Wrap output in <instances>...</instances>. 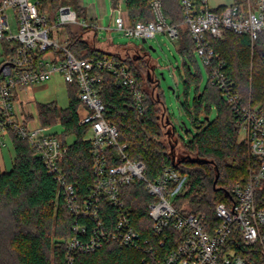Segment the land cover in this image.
Returning a JSON list of instances; mask_svg holds the SVG:
<instances>
[{
    "label": "built area",
    "instance_id": "2783aa9c",
    "mask_svg": "<svg viewBox=\"0 0 264 264\" xmlns=\"http://www.w3.org/2000/svg\"><path fill=\"white\" fill-rule=\"evenodd\" d=\"M124 1L111 9L110 23L102 26L80 23L71 6L60 7L51 22L41 10L40 0H0V42L7 46L0 61V148L5 146L1 139L10 134L26 140L47 172L60 183L69 211L83 219L67 241L69 263L81 253L96 252L110 244L145 248L154 253L151 239L143 243L123 196L125 187L142 182L153 198L147 207L156 240L164 245L170 228L182 234L161 264H264V206L259 205L262 197L257 195L264 183V106L242 105L227 75L226 62L211 45L213 41H224L233 32L248 36L253 46L264 32V0H242L221 9H212L208 0H180L183 24L194 40L195 54L208 70L211 84L222 91L238 114L240 134H244L242 140L248 145L254 164L249 179L232 189V203L216 206V223L206 214L179 212L174 200L186 189L187 177L167 166L155 181L149 180L145 163L130 158L126 145L119 141L118 129L105 118L106 106L96 87L104 74L114 76L118 86L135 87L136 80L128 66L117 59L77 58L68 49L67 41L60 44L50 35L58 26L81 24L85 28L120 32L130 39L147 41L165 33L178 40L179 25L168 21L159 0L151 4L154 20L149 22H132L123 10ZM56 74L66 84L76 83L79 88L78 120L89 131L94 173L85 195L68 183L61 166L66 147L52 127L21 112L15 103L20 92L48 82ZM134 93L139 109H143V94L139 90ZM103 201L116 210V218H106ZM251 253L258 257L250 260Z\"/></svg>",
    "mask_w": 264,
    "mask_h": 264
},
{
    "label": "trees",
    "instance_id": "16d2710c",
    "mask_svg": "<svg viewBox=\"0 0 264 264\" xmlns=\"http://www.w3.org/2000/svg\"><path fill=\"white\" fill-rule=\"evenodd\" d=\"M110 1L117 6L120 0ZM153 1L125 0L129 19L132 22L154 20ZM159 1L168 21L179 25L178 51L190 59L195 58V43L183 24L180 0ZM72 2H75L78 19V15L86 14L77 0ZM68 3V0H40V8L52 22L58 9L70 6ZM80 29L82 32L69 30L68 33V49L74 56L117 59L128 66L136 80L135 87L118 86L114 76L104 74L103 81L96 87L106 106L105 118L118 129L119 141L126 145L130 158L145 163L151 181H155L165 167L175 168L187 177L186 189L174 200L176 209L184 214H206L210 221L218 222L216 206L219 203L230 205L234 199L232 189L246 182L254 171L249 147L241 138L238 114L222 91L213 86L210 79L200 90V69L193 72L191 66L184 63L181 77L186 86V100L181 110L194 131L187 130L189 136L183 139L174 126L158 80L153 76L154 66L147 56L138 51L128 53V49L124 55L117 50L109 52L94 47L83 38L84 33L94 28ZM211 45L226 62L227 75L242 105L264 106V32L253 46L248 36L233 32H229L224 41H213ZM192 83L196 88L190 102ZM67 85L68 108H59L54 102L40 103L39 118L44 126L61 127V135L55 132L66 147L61 166L68 183L85 195L94 180L91 142L88 128L79 125L78 85ZM136 90L143 94V109H139L135 100ZM212 105L216 111L214 118H211ZM9 138L15 157L10 170L0 167V264H161L180 242L182 234L172 228L167 231L164 245L153 236V221L147 207L153 198L144 183L136 182L123 189L124 200L143 243L151 239L154 253L145 248L110 244L96 252L81 253L69 263L67 241L75 235L74 227L83 224V219H77L69 211L60 183L47 172L31 145L14 134ZM70 138L73 142H69ZM257 195L262 197L259 205L264 206V183ZM102 210L106 218L117 217L116 210L106 201L102 202ZM252 253L250 260L258 257Z\"/></svg>",
    "mask_w": 264,
    "mask_h": 264
},
{
    "label": "rangeland",
    "instance_id": "374dc122",
    "mask_svg": "<svg viewBox=\"0 0 264 264\" xmlns=\"http://www.w3.org/2000/svg\"><path fill=\"white\" fill-rule=\"evenodd\" d=\"M72 1L74 0H68V4L74 11H76L75 2ZM77 1L80 5L79 0ZM208 2L211 8L216 9L219 6H228L232 4L233 0H208ZM80 7L83 8L81 5ZM111 7L116 9L117 6H114L111 3ZM223 7H220V9ZM125 9L126 7L123 6V10ZM10 14L13 15V12L10 11ZM109 16L110 13H107L106 17ZM78 17L80 23L86 21L85 15H78ZM13 27L14 32H16L17 29L14 23ZM80 28H83L81 24L58 26L57 28H53L50 35L60 44H65L68 38L69 30L72 32H82ZM95 33L96 31L92 29L83 35V38L94 47L110 52L117 50L124 55L128 49L130 50L128 53L134 54L135 51H138L139 53L147 56L151 66H154L153 76H155L158 80L159 89L162 91L166 107L172 117L174 126L181 138L187 139L190 133L188 131L190 130L193 132L194 129L192 128V125L186 115L181 110V104L186 100V86L181 74H183L184 71V63L190 65L193 72L199 68L202 74L200 90L204 89L209 77L207 69L201 58L197 54L193 59H190L188 56H183L178 51L177 40H172L165 33H160L156 36V38L148 39L145 43L139 39H130L122 33L116 31L101 30L97 32V38ZM4 46L7 47L4 42H0V61L4 57ZM195 88L196 85L194 83H192L189 87L190 102H192L194 97ZM20 100L23 101L24 104L32 101L29 102V107H32L33 109L36 107V104L49 102H54L59 108L66 109L70 103L69 87L60 77L55 76L47 83L38 84L28 88L27 93L23 94L22 97H20ZM212 106L213 112L211 118H214L216 116V111L215 106ZM52 130L54 133L57 132L58 135H61V127H53ZM243 137L244 134L241 133V138ZM1 140L5 143V146H2L5 165L7 169L10 170L15 157L12 140L9 137L2 138ZM73 140V138H70L69 142H73Z\"/></svg>",
    "mask_w": 264,
    "mask_h": 264
},
{
    "label": "crops",
    "instance_id": "0c3cea01",
    "mask_svg": "<svg viewBox=\"0 0 264 264\" xmlns=\"http://www.w3.org/2000/svg\"><path fill=\"white\" fill-rule=\"evenodd\" d=\"M79 2H80V5L86 11V14H85L86 21H88L89 23L100 24L102 26L103 25H108L110 23L111 16H112V13H111V8L112 7H111V1L110 0H79ZM236 2H237V0H233L232 4H234ZM232 4H230V5H232ZM118 5H119V3H118ZM230 5H228V6H230ZM123 6H125V1H124ZM223 6H219L216 9H220V7H223ZM224 7H226V6H224ZM124 11L127 12L126 9ZM107 13H110L109 17H106ZM101 30H103V29L102 28L98 29L96 32H99ZM97 36H96V38H97ZM55 76H58V77H60L63 80L61 75L56 74ZM27 90H24V91L20 92L19 96L16 98V101H15L16 107L21 112H26L33 118H35L37 116L38 120L40 121L39 111H38V104H36V107L33 109L32 107H29V105H30L29 102H32V101H29L28 103H26L27 104V106H26V104H24L23 101L20 100V97H22L23 94L27 93ZM0 164H1L2 170H6L7 169V167L5 165L4 157H3L2 147L0 148Z\"/></svg>",
    "mask_w": 264,
    "mask_h": 264
},
{
    "label": "water",
    "instance_id": "95a60500",
    "mask_svg": "<svg viewBox=\"0 0 264 264\" xmlns=\"http://www.w3.org/2000/svg\"><path fill=\"white\" fill-rule=\"evenodd\" d=\"M143 41V43H145L146 42V40H142ZM193 162H195L196 160H192ZM218 176L219 175H217V178H216V182H217V180H218ZM216 184V183H215Z\"/></svg>",
    "mask_w": 264,
    "mask_h": 264
}]
</instances>
